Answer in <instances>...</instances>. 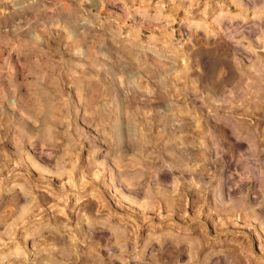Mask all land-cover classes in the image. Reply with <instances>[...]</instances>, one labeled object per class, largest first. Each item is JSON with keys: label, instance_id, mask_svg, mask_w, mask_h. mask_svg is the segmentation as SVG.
Instances as JSON below:
<instances>
[{"label": "rangeland", "instance_id": "rangeland-1", "mask_svg": "<svg viewBox=\"0 0 264 264\" xmlns=\"http://www.w3.org/2000/svg\"><path fill=\"white\" fill-rule=\"evenodd\" d=\"M0 264H264V0H0Z\"/></svg>", "mask_w": 264, "mask_h": 264}, {"label": "bare ground", "instance_id": "bare-ground-1", "mask_svg": "<svg viewBox=\"0 0 264 264\" xmlns=\"http://www.w3.org/2000/svg\"><path fill=\"white\" fill-rule=\"evenodd\" d=\"M243 181V180H242Z\"/></svg>", "mask_w": 264, "mask_h": 264}]
</instances>
